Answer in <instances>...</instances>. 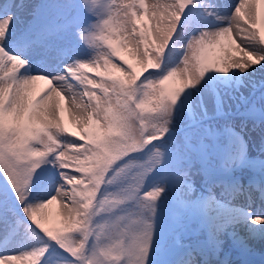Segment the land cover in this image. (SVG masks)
Listing matches in <instances>:
<instances>
[{"label":"snow or ice","instance_id":"obj_1","mask_svg":"<svg viewBox=\"0 0 264 264\" xmlns=\"http://www.w3.org/2000/svg\"><path fill=\"white\" fill-rule=\"evenodd\" d=\"M96 3L76 0L44 39L34 20L17 30L25 4L0 5V264H230L225 238L264 239V179L259 209L212 194L250 196L254 161L230 124L217 143L211 122L231 118L224 97L241 87L264 103V0H111L103 15ZM36 81L47 88L30 95Z\"/></svg>","mask_w":264,"mask_h":264},{"label":"bare ground","instance_id":"obj_2","mask_svg":"<svg viewBox=\"0 0 264 264\" xmlns=\"http://www.w3.org/2000/svg\"><path fill=\"white\" fill-rule=\"evenodd\" d=\"M27 1L28 0H6L5 3H18V4L19 3H23V4L24 3H31V4H35L41 0H33L31 2H27ZM225 2H231V0H225ZM237 2H238V0H237ZM252 7L255 10V8L260 7V6L253 5ZM246 8H247V6H246ZM18 15H19V13H18ZM19 17H20V15H19ZM32 19H33V17H32ZM251 22H253V23L256 22L255 17L252 18ZM17 25H19V27L17 28L18 31H22L24 28H27V27H24L23 23L21 22V19H19V21L17 22ZM50 28H51L50 23L41 24V25H38V27L35 23L34 24V31H33V38L39 39L43 34L50 31ZM251 30L253 33L256 34V40L258 41L259 40V31L257 29H251ZM260 30L264 31V27H262ZM246 35H241V39L243 37H245ZM228 47L231 49L230 44H228ZM231 51H233L232 52L233 54L238 53L233 49H231ZM219 54H221L219 49H211V57H213L215 55H219ZM255 79L258 82L260 79H264V75L258 74ZM73 83H75V81H73ZM44 88H47V85L43 81L34 82V84L32 85V89H31V95L35 94L36 92H38L39 90L44 89ZM256 88H253L251 86L241 87L239 93H236V95L238 98L241 95L244 98H246V97L248 98L249 95L256 94V92H257ZM250 99L251 98H248L247 103H245V105L243 107H240L239 111L243 112L245 110V108H252L254 110V114L251 115V117L249 116L246 119L242 120L241 124L239 122V125L237 128H239L238 132L243 136V138L245 140H247V139L250 140L251 146L253 145V146L261 147V144L264 143V140L259 142L258 137H259V135H262V133L264 132V123H261V121L259 120L258 113L262 109H264V103H262L261 101H257L255 103L251 104V106H250L248 104V101ZM61 115L63 116L65 123H68L69 113L67 111H62ZM256 121H257V123H255ZM69 126L71 127V125H69ZM69 138L78 139V137H71V136H69ZM248 178L252 182V184H251V195L250 196L233 195L230 190L224 191L223 195H221L222 190L219 187L213 188L212 194L215 195L218 199L231 200L232 203L234 202L235 204H238V205L243 204V203H247L248 201H251V202H253V204H256L255 208L259 209V207L261 206L259 186H260L261 180L264 178H262L258 181H254L255 177H254L253 173L248 174ZM197 179H200L201 181H203V176L199 172H197L196 169H193L192 174H191V182L197 181ZM207 194L208 193H206V195ZM237 231H239L241 235H244V231H243L242 226H237ZM225 241L226 242H225V246H224V252L221 253V255L224 259L225 253H226L227 258L230 261V264H260L261 260L264 261V239L256 238V239L249 240L246 249H241V248L231 246V242L228 241L227 238H225ZM236 257H237V261L234 260V258H236ZM196 259L199 262L200 257L196 258Z\"/></svg>","mask_w":264,"mask_h":264},{"label":"rangeland","instance_id":"obj_3","mask_svg":"<svg viewBox=\"0 0 264 264\" xmlns=\"http://www.w3.org/2000/svg\"><path fill=\"white\" fill-rule=\"evenodd\" d=\"M30 1H33V0H28L27 2H30ZM53 1V7L52 8H49V3ZM76 0H41L40 2L43 4L42 7L43 9H40V11L38 12V15H37V19H36V23H37V27L38 25H41V24H45V23H50V24H53L55 25L53 27L54 28H58L60 25L64 24L66 22L67 19H69L71 17V15L73 14L72 12V9H69V3H72ZM45 2V4H44ZM108 2H111V0H97V3L95 5L97 11L103 15L104 14V11H105V6ZM116 3H119L120 0H115ZM124 2L126 3L127 0H124ZM245 14L247 13V8H245ZM254 17V16H253ZM252 17V18H253ZM145 24L148 23V20L147 18H145ZM241 23L243 24V21H241ZM244 27H248V25H244ZM252 31V30H251ZM241 35H246V33H241ZM46 37V35H44L42 38H39V39H44ZM227 44L229 43H232L230 41L226 42ZM102 46L106 47V45L103 44V42H101ZM91 51V50H89ZM236 52L239 53V49L236 48L235 50ZM233 51H231V54ZM126 57H127V53H123ZM240 55H242V53H239ZM205 55L209 58H211V49H209ZM115 62L119 63V58H115ZM2 74V73H0ZM89 77H96L97 79H100L99 76L96 75V73H88ZM257 89V92L256 94H252V95H249L248 98H251L249 101H248V104L251 106V104L257 102V101H260V89L259 87L256 88ZM234 96L236 98H232V97H229V96H225L224 97V104H223V107H224V111L225 112H231L233 113V115L231 116V118L225 122L223 120H219V121H215V122H211V127H212V130L216 133H219L220 135H218L216 137V142L217 143H222L224 142L225 140V137L223 135V132H224V128L222 127L223 125H225V123L227 124H233L239 125V122L241 124V117L236 115V112H237V106L239 105V108L240 107H243L245 105V103L241 102V100L237 97L236 93L234 94ZM248 98L246 97V101L248 100ZM58 100V98H55L54 97V101ZM59 103L61 104L62 108H65V107H70V105L67 104L66 101H59ZM182 138V137H181ZM205 141L208 142V144H211L213 141L210 137H206L204 139ZM200 167V164L198 162H195L194 161V167L193 169H198ZM194 187L196 188V192L199 188H202L200 190V192L197 194H201L203 193L204 195H206L207 191L204 190L205 189V186H203V181H201L200 179H197V181H194L192 182ZM196 258H199V256H197ZM201 259V258H200Z\"/></svg>","mask_w":264,"mask_h":264}]
</instances>
